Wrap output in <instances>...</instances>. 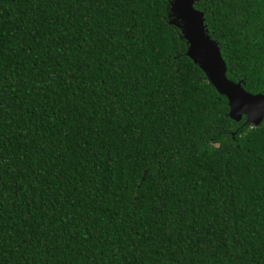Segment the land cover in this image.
Instances as JSON below:
<instances>
[{"label": "trees", "instance_id": "trees-1", "mask_svg": "<svg viewBox=\"0 0 264 264\" xmlns=\"http://www.w3.org/2000/svg\"><path fill=\"white\" fill-rule=\"evenodd\" d=\"M264 95V0H195ZM169 0H0V264H264V118L228 117Z\"/></svg>", "mask_w": 264, "mask_h": 264}, {"label": "water", "instance_id": "water-1", "mask_svg": "<svg viewBox=\"0 0 264 264\" xmlns=\"http://www.w3.org/2000/svg\"><path fill=\"white\" fill-rule=\"evenodd\" d=\"M195 0H169V15L180 25L177 27L187 44L185 55L202 70L215 91L226 99L228 117L244 124L257 126L264 118V95L249 94L242 83H233L226 76V67L216 44L209 39L203 24L202 13L193 8Z\"/></svg>", "mask_w": 264, "mask_h": 264}, {"label": "rangeland", "instance_id": "rangeland-1", "mask_svg": "<svg viewBox=\"0 0 264 264\" xmlns=\"http://www.w3.org/2000/svg\"><path fill=\"white\" fill-rule=\"evenodd\" d=\"M168 20L169 22H173L174 24L178 26L180 25V23L174 17L170 16L169 14H168Z\"/></svg>", "mask_w": 264, "mask_h": 264}]
</instances>
